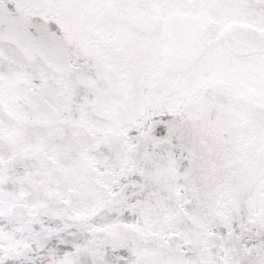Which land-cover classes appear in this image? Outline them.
Returning a JSON list of instances; mask_svg holds the SVG:
<instances>
[{"label":"snow or ice","instance_id":"6c2138e0","mask_svg":"<svg viewBox=\"0 0 264 264\" xmlns=\"http://www.w3.org/2000/svg\"><path fill=\"white\" fill-rule=\"evenodd\" d=\"M0 264H264V0H0Z\"/></svg>","mask_w":264,"mask_h":264}]
</instances>
